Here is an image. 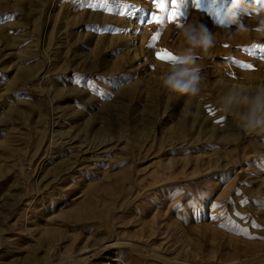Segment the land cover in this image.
<instances>
[{"label": "rangeland", "instance_id": "1", "mask_svg": "<svg viewBox=\"0 0 264 264\" xmlns=\"http://www.w3.org/2000/svg\"><path fill=\"white\" fill-rule=\"evenodd\" d=\"M164 2L0 0V264H264V135L219 104L264 83V38L221 30L232 0ZM193 19L199 102L156 55Z\"/></svg>", "mask_w": 264, "mask_h": 264}, {"label": "clouds", "instance_id": "2", "mask_svg": "<svg viewBox=\"0 0 264 264\" xmlns=\"http://www.w3.org/2000/svg\"><path fill=\"white\" fill-rule=\"evenodd\" d=\"M242 14L252 15L256 21L254 29L241 23ZM219 24L229 36L254 30L257 36L264 38V4L260 0H232L223 11ZM232 26H236L235 31L231 30ZM179 34L185 46L162 74V84L176 98L188 97L199 102L203 100V77L196 63L197 54L207 53L215 47L217 35L211 33L199 19L180 25ZM219 104L224 113L238 117V126L242 131L264 135V83L253 89L234 86L221 97Z\"/></svg>", "mask_w": 264, "mask_h": 264}, {"label": "snow or ice", "instance_id": "3", "mask_svg": "<svg viewBox=\"0 0 264 264\" xmlns=\"http://www.w3.org/2000/svg\"><path fill=\"white\" fill-rule=\"evenodd\" d=\"M108 2V0H100V6L103 7L106 3ZM154 4L157 6L159 11H164L165 9V2L164 0H153ZM171 5H172V10L170 11L169 15H168V21L172 22L177 20L178 18V12L177 9L179 7V0H170ZM193 2L195 3L196 7L199 8L200 7V0H193ZM210 3H212L214 6H216V0H209ZM260 3L264 4V0H260ZM123 14V13H121ZM149 23H156V24H161L163 22V17H161L160 15H153L149 21ZM160 36V33L157 32L153 37L152 40L153 42H155ZM150 47L152 46L151 44L149 45ZM225 47H228L227 45H225ZM157 59H160L161 61H166V62H171L175 59V55L172 54L171 52L167 51V50H161L160 52H158L157 54ZM244 68L247 69H252L253 65L252 64H242L241 65ZM89 87H92V85H89ZM254 227H259V225H253ZM241 234H247L246 230L241 229L240 230ZM252 238V237H250Z\"/></svg>", "mask_w": 264, "mask_h": 264}, {"label": "bare ground", "instance_id": "4", "mask_svg": "<svg viewBox=\"0 0 264 264\" xmlns=\"http://www.w3.org/2000/svg\"><path fill=\"white\" fill-rule=\"evenodd\" d=\"M233 126H234V125H233ZM236 126H237V125H236ZM240 130H241L240 127H237L236 131L238 132V134H239V132H241ZM255 135H256V134H255ZM93 189H95V188H93ZM96 213H97V212H96ZM92 215H93V214H92ZM94 215H95V214H94ZM100 216H101V215H100ZM91 217H92V216H91ZM95 218H96V217H95ZM101 218H102V220L106 223V222L108 221V218H109V217H107V216L105 217V216L102 215ZM98 221H99V220H98Z\"/></svg>", "mask_w": 264, "mask_h": 264}]
</instances>
